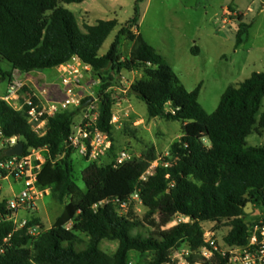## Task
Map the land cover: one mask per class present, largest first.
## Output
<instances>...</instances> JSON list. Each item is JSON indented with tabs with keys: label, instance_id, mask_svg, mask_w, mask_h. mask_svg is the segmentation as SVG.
<instances>
[{
	"label": "trees",
	"instance_id": "obj_1",
	"mask_svg": "<svg viewBox=\"0 0 264 264\" xmlns=\"http://www.w3.org/2000/svg\"><path fill=\"white\" fill-rule=\"evenodd\" d=\"M84 1L0 0V58L12 69L30 73L78 57L99 84L94 127L110 140L114 100L109 89L122 71H139L141 78L131 84L129 93L145 103L150 118L180 123L181 133L144 180L142 176L158 159L153 147L120 165L90 162L82 171L81 189L73 177L75 150L67 142L74 119L89 99L48 118L42 136L32 130L27 107L16 111L0 100L4 136L19 137L24 155L46 148L36 185L51 190L64 204L53 225L34 236L26 227L15 229L1 203L0 264H130L131 253L134 264H172L171 252L182 245L189 251L188 264H229L227 256L215 254L205 260L198 255L204 245L202 224L226 223L224 244L241 247L250 235L244 214L247 203L264 208V144L251 147L245 142L254 130H264V111L257 120L264 99V72L228 86L216 109L207 114L198 103L201 85L186 90L164 57L132 31L137 7L123 26L116 20H98L81 29L64 5ZM116 28L114 40L101 54ZM249 28L238 25L235 48L246 41ZM123 36L132 45L127 57L120 54ZM191 54L197 55L193 49ZM5 157L0 153L1 159ZM135 194L146 209L141 218L120 213ZM175 215L188 222L166 228ZM34 225H40L36 218L27 223ZM104 240L117 242L113 254L100 249Z\"/></svg>",
	"mask_w": 264,
	"mask_h": 264
},
{
	"label": "rangeland",
	"instance_id": "obj_2",
	"mask_svg": "<svg viewBox=\"0 0 264 264\" xmlns=\"http://www.w3.org/2000/svg\"><path fill=\"white\" fill-rule=\"evenodd\" d=\"M136 7L138 21L132 31L164 57L186 90L191 91L201 85L198 103L205 113L211 114L216 109L228 86L239 84L254 72H264V0H87L85 3L64 5V8L76 16L81 29L85 25L92 26L98 20L106 19H115L123 26L134 17ZM240 23L250 25V28L246 41L235 48V34ZM117 31L118 28L113 30L105 40L100 49L101 54L108 50ZM131 46V42L123 36L120 47L122 57L130 54ZM192 49L197 53L196 56L191 54ZM11 71V65L0 58V98L5 95L8 83L14 75ZM15 75L24 83L19 99L22 103V98L36 93L35 89L26 85L31 80L29 75ZM98 87L99 84L91 73L85 72L77 92L82 100L89 99L85 104L88 105V110L85 108L79 112L74 119V127L84 122H94L98 107ZM126 88L127 84L122 83L119 78L109 89L114 100L112 114L115 117L112 123V150L95 162L108 164L121 151L129 152L131 158H139L148 148L153 147L158 159L148 169L152 172L154 166L167 156L170 145L179 138L181 124L150 118L145 103L136 99ZM263 111L264 99L257 120ZM245 142L251 147L262 146L264 130H254ZM71 161L74 181L84 189L82 171L93 161L76 151L72 154ZM21 190L20 182L0 181V200H8ZM63 207L64 204L56 200L51 190L46 189L37 202L35 211L29 214L20 212L18 216L19 220L24 219L27 222L32 218L38 219L39 228L45 231L53 225ZM251 208L245 217L250 235L264 221V208ZM145 212L146 209L138 199L132 200L120 210L122 215L137 218H141ZM187 221L184 217L175 215L166 228ZM202 227L203 230L214 233L218 246L223 245V238L229 230L226 223H203ZM81 238L87 239L84 235ZM117 245V242L104 240L100 249L111 255ZM187 256V249L182 245L171 252L172 264H187ZM129 259L130 264H134L133 253L129 255Z\"/></svg>",
	"mask_w": 264,
	"mask_h": 264
},
{
	"label": "built area",
	"instance_id": "obj_3",
	"mask_svg": "<svg viewBox=\"0 0 264 264\" xmlns=\"http://www.w3.org/2000/svg\"><path fill=\"white\" fill-rule=\"evenodd\" d=\"M88 68L89 66L83 64L78 57H72L70 61L57 67V77L64 94L61 100L51 101L47 99L43 90L39 94L22 98V103L19 102V99L24 83L17 79L15 74L20 72L16 70L8 83L5 95L0 100L16 111L27 107L28 122L32 130L37 135L42 136L48 118L53 117L58 112L80 106L82 98L79 96L77 88L83 81ZM87 106L86 109L88 110ZM84 117L87 119L86 114ZM95 119L96 117L94 121ZM114 121L115 117L112 114L111 123ZM93 123L84 122L74 127L67 145L89 160L96 161L110 150L112 143L109 136L95 128ZM19 142V137H6L0 129V153L5 155L7 150ZM45 151L46 148L36 149L31 150L26 155L22 153L20 156L7 157L5 155V158H0V181L13 180L22 183L21 191L8 200H0V204L4 203L5 209L9 212L8 219L13 222L15 229L26 227L27 232L34 236L39 234V226H27V220H19L18 214L20 212L29 214L35 211L37 202L45 193V190L38 189L36 185L37 175L41 171L44 162L43 152ZM131 159L129 152L121 151L117 154L114 162L115 165H120ZM152 173L153 171L149 172L147 170L142 179L144 180L146 175ZM134 199H138L137 194L133 195L132 200ZM186 220L188 218H185ZM203 241L204 245L198 250V255L205 260H211L215 254H219L222 257L227 256L229 264H264V225L256 227L254 233L248 237L246 245L241 247H230L225 245L224 242L222 246H218L214 233L205 230ZM187 255H189L188 250Z\"/></svg>",
	"mask_w": 264,
	"mask_h": 264
},
{
	"label": "crops",
	"instance_id": "obj_4",
	"mask_svg": "<svg viewBox=\"0 0 264 264\" xmlns=\"http://www.w3.org/2000/svg\"><path fill=\"white\" fill-rule=\"evenodd\" d=\"M83 3H85V1ZM86 14L87 15L89 14V9H87ZM108 20H115V19H106L104 21H108ZM130 51H131V49H130ZM15 71L16 70L12 69L11 73L13 74ZM86 73H88V74L90 73V67L88 68V71ZM26 75H29V78H31V80H28L26 85H28V87L31 89H35L34 92L36 94H39L44 90L46 93L45 97L51 101H58L64 97V94L62 92V89H61V86L59 84V80L57 77V68L45 70V71H32L30 73H26ZM119 78H120L122 83L127 84L126 90H129L131 84L135 80L141 78V72H139V71H131V72L122 71L120 73ZM7 80L9 81V79H7Z\"/></svg>",
	"mask_w": 264,
	"mask_h": 264
},
{
	"label": "water",
	"instance_id": "obj_5",
	"mask_svg": "<svg viewBox=\"0 0 264 264\" xmlns=\"http://www.w3.org/2000/svg\"><path fill=\"white\" fill-rule=\"evenodd\" d=\"M23 150H24V146L22 143H17L14 147L10 148L9 150H7L5 152V155L7 157H10V156H20L22 155L23 153ZM252 207V204L249 202L247 203L245 209H244V214L247 215L249 214V212L251 211V208ZM248 209H250V211H248Z\"/></svg>",
	"mask_w": 264,
	"mask_h": 264
}]
</instances>
